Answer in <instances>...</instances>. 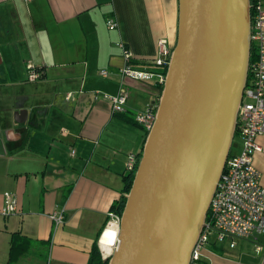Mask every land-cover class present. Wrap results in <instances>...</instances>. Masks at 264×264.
<instances>
[{
    "label": "crops",
    "instance_id": "obj_1",
    "mask_svg": "<svg viewBox=\"0 0 264 264\" xmlns=\"http://www.w3.org/2000/svg\"><path fill=\"white\" fill-rule=\"evenodd\" d=\"M177 31L178 0H0V209L5 191L17 203L16 213H0V264H87L94 243L103 258L112 253L116 244L100 240L107 225L118 229L111 205L123 194L127 155H140L147 134L135 114L156 109L158 41L173 47ZM119 42L151 78L122 75ZM28 65L38 79H27ZM122 87L125 109L114 112L103 94ZM257 142L253 164L264 185V135ZM240 146L239 135L231 151ZM60 211L55 228L51 214ZM15 233L29 241L12 261ZM250 242L264 245V237L233 247L211 240L198 264H264Z\"/></svg>",
    "mask_w": 264,
    "mask_h": 264
},
{
    "label": "water",
    "instance_id": "obj_2",
    "mask_svg": "<svg viewBox=\"0 0 264 264\" xmlns=\"http://www.w3.org/2000/svg\"><path fill=\"white\" fill-rule=\"evenodd\" d=\"M251 0H178L177 38L107 264H191L237 127Z\"/></svg>",
    "mask_w": 264,
    "mask_h": 264
},
{
    "label": "built area",
    "instance_id": "obj_3",
    "mask_svg": "<svg viewBox=\"0 0 264 264\" xmlns=\"http://www.w3.org/2000/svg\"><path fill=\"white\" fill-rule=\"evenodd\" d=\"M250 52L253 50V59L249 60L248 78L243 90L241 103L237 111V129L241 137V146L238 151H230L211 198L205 225L203 226L191 252V264H198L202 251L211 240L227 241L230 247L235 246L238 239L256 240L264 237V185L261 183V174L253 164L254 154L262 147L257 142L259 135H264V1L253 0L251 3ZM109 29L116 27V21L108 18ZM122 50L124 65L120 68L122 75L133 76L137 79H149L153 75L150 71L134 68L131 65L132 51L123 43H118ZM172 46L166 39L158 41V53L154 60L156 65L167 68ZM27 79L34 81L40 77V72L28 65ZM101 77H108L110 71L98 70ZM160 82L164 81L165 72ZM71 93H67L69 98ZM110 103L114 112L125 109L127 91L124 87L114 95L103 94ZM155 109L147 106L135 114V120L148 132L154 122ZM74 153V150L71 151ZM139 156L129 153L125 168L128 173L135 172ZM3 204L0 213L9 216L16 213L17 203L15 196L5 191L2 193ZM110 217L119 221L115 212ZM54 227L57 228L64 220L63 213L51 214ZM255 249L264 252V245L256 243Z\"/></svg>",
    "mask_w": 264,
    "mask_h": 264
},
{
    "label": "trees",
    "instance_id": "obj_4",
    "mask_svg": "<svg viewBox=\"0 0 264 264\" xmlns=\"http://www.w3.org/2000/svg\"><path fill=\"white\" fill-rule=\"evenodd\" d=\"M253 2V0H251V3ZM253 14V10L251 8V16ZM253 50L251 48V52H250V61H252L253 59ZM164 72H166V67H164ZM162 89V86L160 87ZM161 91V90H160ZM238 134V129L236 128L235 131V135ZM234 135V136H235ZM231 151V150H230ZM141 156V153L139 155V158ZM134 173L135 172H130L127 173L124 176V187H123V194L117 199L115 200L112 205H111V210L113 212H115L118 216H120L124 203H125V196L124 193L128 192V190L130 189L133 177H134ZM29 241L27 240V238L23 235H20L18 233H15L13 235V241L11 243L10 246V259L13 261L16 259L17 257V253H20L22 251V249L26 246V242ZM108 262V257L107 258H103L102 254L100 253V250L98 248V245L96 243L93 244L91 251H90V256H89V261L87 264H107Z\"/></svg>",
    "mask_w": 264,
    "mask_h": 264
},
{
    "label": "bare ground",
    "instance_id": "obj_5",
    "mask_svg": "<svg viewBox=\"0 0 264 264\" xmlns=\"http://www.w3.org/2000/svg\"><path fill=\"white\" fill-rule=\"evenodd\" d=\"M112 225H114L112 222L110 223ZM109 227H106L103 234H102V237H101V240H100V243L103 244L105 247H108L106 246L107 245H115L117 243V228L116 227H113L111 225H107ZM104 247V248H105ZM108 252V251H106Z\"/></svg>",
    "mask_w": 264,
    "mask_h": 264
},
{
    "label": "rangeland",
    "instance_id": "obj_6",
    "mask_svg": "<svg viewBox=\"0 0 264 264\" xmlns=\"http://www.w3.org/2000/svg\"><path fill=\"white\" fill-rule=\"evenodd\" d=\"M238 138H239V135L236 134V135L234 136V139H233L232 148H233V146L236 145V143L238 142ZM253 242H257V241H253ZM253 242L248 243L252 248L256 245V243L253 245ZM253 249H255V248H253ZM253 249H252V250H253Z\"/></svg>",
    "mask_w": 264,
    "mask_h": 264
}]
</instances>
